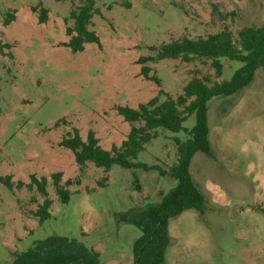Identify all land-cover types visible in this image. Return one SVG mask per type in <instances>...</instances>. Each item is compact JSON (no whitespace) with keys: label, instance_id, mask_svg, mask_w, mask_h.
<instances>
[{"label":"rangeland","instance_id":"obj_1","mask_svg":"<svg viewBox=\"0 0 264 264\" xmlns=\"http://www.w3.org/2000/svg\"><path fill=\"white\" fill-rule=\"evenodd\" d=\"M82 1L0 0V39L11 44L0 52V174L15 181L12 188L0 181V264L52 234L98 250L103 264H133L141 230L127 217L177 185L168 171L178 158L175 137L186 139L187 132L158 127V136L132 158L148 168L115 163L108 171L91 161L81 171L73 151L60 141L75 127L83 139L93 129L109 149L131 127L117 106L137 107L160 87L177 97L194 76L211 85L230 79L243 65L222 57L218 75L208 58L159 59L152 46L223 29L236 40L240 29L264 25V0H95L100 13L89 27L102 45L87 42L74 52L64 45L66 28ZM42 7L48 10L46 22L38 19ZM8 12L16 18L5 25ZM141 56L148 57L160 86L140 73ZM194 123L192 115L184 125ZM208 124L211 155L197 151L189 166L205 205L170 219L163 264H264V69L237 93L212 97ZM56 172L62 183L73 181L66 202L51 177ZM32 174L48 178L53 202L43 221L34 211L46 195L37 185H16Z\"/></svg>","mask_w":264,"mask_h":264},{"label":"trees","instance_id":"obj_2","mask_svg":"<svg viewBox=\"0 0 264 264\" xmlns=\"http://www.w3.org/2000/svg\"><path fill=\"white\" fill-rule=\"evenodd\" d=\"M96 13H100V9L96 6L95 0H83L73 8L70 17L74 23L66 28L69 39L64 41V45L69 46L74 52L82 51L87 42H96L101 46L100 36L89 27ZM15 18V13L8 12L4 24H10ZM38 19L39 22L48 20L47 8H41ZM6 48L10 49L11 44L0 39V52L5 53ZM152 48L157 50L156 56L159 59L181 58L183 61L191 62L196 58H208L218 75L222 73V57L242 61L243 65L234 71L230 79L215 81L211 85L203 78L194 76L184 86L183 93L177 97L160 87L157 95L137 107L117 106L119 114L123 115L131 127L126 138L120 144L114 143L109 149L100 143V138L93 129H90L87 138L83 139L79 129L75 127L60 141L61 145L73 151L81 171L86 168L89 161L108 171L115 163L124 167L148 168V164L135 162L132 158H136L145 145L158 136L156 130L158 127L174 132L181 130L187 132L186 139L175 137L178 158L168 171L170 176L178 180L177 185L160 201L137 207L127 217V221L141 230V235L134 242L133 264H163L170 243V219L189 208L197 210L204 208L205 196L194 182L189 166L195 152L201 151L211 155L208 101L217 95L237 93L252 82L258 68L264 69V25L240 29L236 40L228 29H223L206 37H183ZM9 54L12 55L11 52ZM147 58L141 56L138 59L141 64L140 73L160 86L161 79L156 73H151L152 68L146 64ZM161 95H166V98L161 100ZM192 115H195V123L191 128H187L184 122ZM136 121H143V124L136 125L134 124ZM51 177L56 191L66 202L70 194L67 186L73 181L67 180L62 183L61 172L53 173ZM30 178L29 182L19 180L16 185L18 188L26 186L30 189L37 185L38 191L46 195L44 201L34 211L40 221H43L50 216L53 202L48 197L46 188L48 178L38 177L36 174H32ZM107 179L106 177L105 180ZM0 181L9 188L15 184L11 174H0ZM135 181L136 188L140 189L137 177ZM14 254L15 257L9 264H103L98 250L67 235H49L36 240L26 250Z\"/></svg>","mask_w":264,"mask_h":264}]
</instances>
